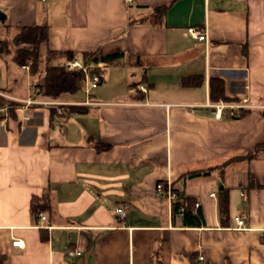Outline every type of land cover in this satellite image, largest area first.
<instances>
[{
    "label": "crops",
    "instance_id": "obj_1",
    "mask_svg": "<svg viewBox=\"0 0 264 264\" xmlns=\"http://www.w3.org/2000/svg\"><path fill=\"white\" fill-rule=\"evenodd\" d=\"M42 21L48 38L31 73L12 59L11 39L21 25ZM0 40L9 41L0 52L3 264H264V151L216 169L264 138V0H0ZM93 49L124 55L97 63L102 79L87 93L53 100L60 115L78 106L57 124L40 102L51 99L35 86L46 52H54L49 64H64L67 50L79 61ZM193 73L203 82L182 86ZM209 77H221L226 95L238 99L227 102L257 106L214 117L209 104L225 100L210 101ZM166 179L185 214L155 193ZM219 184L228 193L226 219ZM32 196L49 204L44 219L31 212ZM117 205L125 217L113 213ZM236 215L245 228H236Z\"/></svg>",
    "mask_w": 264,
    "mask_h": 264
},
{
    "label": "trees",
    "instance_id": "obj_2",
    "mask_svg": "<svg viewBox=\"0 0 264 264\" xmlns=\"http://www.w3.org/2000/svg\"><path fill=\"white\" fill-rule=\"evenodd\" d=\"M164 10L165 8L162 6L155 8V24L159 25L162 23ZM128 23L132 24L134 23V20H129ZM47 38L48 24L45 21L35 23L33 25H21L18 29V32H16L11 39L13 45L16 46V50L12 55V59L19 65L26 64L28 66V70L31 73L36 72L39 68L40 62L39 48L42 43L47 41ZM8 51L9 41L0 40V52ZM96 52V49L80 51L79 61L81 63V66L68 69L63 63L49 64V59L54 55V52H52V50H47L46 53L48 56L45 59L42 80L41 82H36L35 84V86L38 88V92L40 93L41 97L56 100L59 98L60 94L65 92H84L86 75H92L93 73H97L102 79V73L104 69L102 68V66L97 65L98 62L104 61L118 63V59L123 57L124 55L123 52H113L105 55L96 56ZM65 53L67 59H72L75 55V52L71 50H67ZM140 61L141 59L139 57H136V59L134 60L135 63H139ZM203 80L204 76L201 73H193L183 75L180 78V83L182 86H199L203 82ZM208 94L210 101H217L219 99L225 101L238 100L235 97H230L226 95L224 81L221 77H209ZM61 106L64 105L61 104ZM77 107L78 106L67 105V109L64 110L62 112V115L59 116H64V114H66L68 110L77 109ZM82 110L83 109H81V111ZM50 112L51 116H53V114L55 113V108L51 107ZM236 112H234V114H232L231 116H235ZM96 146L98 149L106 147L105 144H101L98 142L96 143ZM263 151L264 138L261 141L255 143L244 154L228 158L222 164L216 166V169L218 172L222 173L228 161L251 159L253 157L258 156L259 153ZM218 194L219 214L221 218L226 219L229 205L227 190L225 188H221L220 190H218ZM48 208L49 204L45 202H39L33 196L31 197L30 210L34 215ZM185 213L186 209L184 210L183 214ZM4 260L5 256L3 254H0V264H3Z\"/></svg>",
    "mask_w": 264,
    "mask_h": 264
},
{
    "label": "built area",
    "instance_id": "obj_3",
    "mask_svg": "<svg viewBox=\"0 0 264 264\" xmlns=\"http://www.w3.org/2000/svg\"><path fill=\"white\" fill-rule=\"evenodd\" d=\"M187 32L192 35L193 37L197 38L198 40H205L207 38L206 30L204 28H199L196 26H188ZM65 67L68 69L79 67L81 66L80 61L77 59H70L68 61H65L64 63ZM24 67L27 68V65L24 64ZM101 78L100 75L97 73H93L92 75H86L85 77V84H84V90L87 93L90 88H94L98 85ZM143 90L145 89L143 86L141 87ZM41 103L47 104L51 107L55 108V120L56 123H61V118L59 115L61 114V108L59 107V104L61 102L53 101V100H46V101H40ZM211 107H213V115L216 118H220L223 114L232 115L234 112L240 108H250L253 106H257L255 104H251L248 102L247 98H243L241 102H227V101H218L213 104H209ZM155 193L163 198H165L168 202H172L175 200V202H178V213L181 215L183 214L185 210V205L182 203V196L179 193V191L173 186L170 179L161 180L158 181L155 185ZM195 206L198 205V203H194ZM113 213L118 218L125 217L126 210L124 206L117 205L113 208ZM41 219L45 218V215L43 213L38 214ZM235 226L236 228H245V218L241 215L235 216ZM11 244L13 246H20L22 245V241L18 238H12ZM69 255H77L80 252L76 249H69L67 251ZM203 256L200 255L199 258L201 259Z\"/></svg>",
    "mask_w": 264,
    "mask_h": 264
},
{
    "label": "water",
    "instance_id": "obj_4",
    "mask_svg": "<svg viewBox=\"0 0 264 264\" xmlns=\"http://www.w3.org/2000/svg\"><path fill=\"white\" fill-rule=\"evenodd\" d=\"M219 188H221V184H219Z\"/></svg>",
    "mask_w": 264,
    "mask_h": 264
},
{
    "label": "rangeland",
    "instance_id": "obj_5",
    "mask_svg": "<svg viewBox=\"0 0 264 264\" xmlns=\"http://www.w3.org/2000/svg\"><path fill=\"white\" fill-rule=\"evenodd\" d=\"M45 100V99H44ZM60 102V101H59Z\"/></svg>",
    "mask_w": 264,
    "mask_h": 264
}]
</instances>
